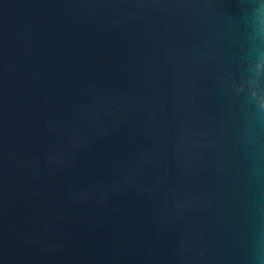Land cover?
I'll use <instances>...</instances> for the list:
<instances>
[{
  "label": "water",
  "instance_id": "1",
  "mask_svg": "<svg viewBox=\"0 0 264 264\" xmlns=\"http://www.w3.org/2000/svg\"><path fill=\"white\" fill-rule=\"evenodd\" d=\"M0 264H264V0H0Z\"/></svg>",
  "mask_w": 264,
  "mask_h": 264
}]
</instances>
